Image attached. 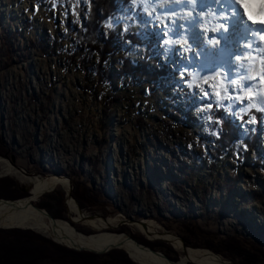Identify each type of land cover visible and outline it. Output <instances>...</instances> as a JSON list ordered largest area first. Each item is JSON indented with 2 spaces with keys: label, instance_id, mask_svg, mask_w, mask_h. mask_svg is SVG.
<instances>
[{
  "label": "rangeland",
  "instance_id": "374dc122",
  "mask_svg": "<svg viewBox=\"0 0 264 264\" xmlns=\"http://www.w3.org/2000/svg\"><path fill=\"white\" fill-rule=\"evenodd\" d=\"M156 2L136 0L113 22L120 34L144 31L147 42H153L151 60L167 66L168 79L153 91L139 82L109 86L96 75H86L99 63L97 56L89 58L78 50L76 32L89 0H0V157L18 172L6 175L0 167V198L27 194L32 189L28 177H64L83 213L117 221L109 233L147 242L178 262L182 254L172 245L149 241L133 224L153 222L184 244L203 245L217 235L225 247L233 248L236 243L229 241L238 238L241 248L255 256L232 260L201 250L231 264H264V111L258 110L264 98L253 85L242 92L247 73L232 79L223 63L214 68L212 63L198 75V49L188 39L191 27L172 28L160 19ZM188 11L183 8L180 15L186 18ZM239 12L233 14L247 21L244 11ZM197 20L194 28L200 26L202 33L205 23ZM145 49H134L132 59L143 60ZM111 66L119 70V60ZM213 106L227 109L237 124L253 112L240 125L242 136L251 133L253 143L234 146L221 161L207 148L215 136L210 135L216 129ZM256 112L263 114L259 123ZM9 184L14 187L6 193L2 187ZM67 200V193L57 188L34 205L69 221ZM75 227L84 235L98 233L89 226Z\"/></svg>",
  "mask_w": 264,
  "mask_h": 264
},
{
  "label": "bare ground",
  "instance_id": "6f19581e",
  "mask_svg": "<svg viewBox=\"0 0 264 264\" xmlns=\"http://www.w3.org/2000/svg\"><path fill=\"white\" fill-rule=\"evenodd\" d=\"M152 1L155 2L157 0ZM225 1L220 0L218 3L217 0H197L195 7L185 3H169L167 0H163L162 3H156L159 6L160 19L167 20L170 25H173L172 28L182 27L183 25L184 31H188L187 28L191 27V30L188 31V39L190 44L198 49V75L207 72L212 63L214 64L213 68L215 65L223 63L227 65L225 70L228 76L232 75V79H235L237 75L245 71L247 73L246 77L241 82L243 85L245 84L244 90H246L247 84L249 86L253 85L254 92L260 94V98H264L261 95L264 92L262 91L264 88L261 86L262 82H260L261 76L264 74L261 66V57H264V50H262L264 49V40L260 39L261 36H264V31H260V29L264 26L253 25L248 19L250 16L253 19H259L261 15H264V0H240L243 3L234 2V0H227L229 1L228 3ZM183 8L189 10V15L186 18L185 15H180V11ZM239 8L240 11H244L243 14H246L244 17L247 18H245L247 21L241 18V14H233L234 10L241 13ZM228 9L230 10L229 12L227 11ZM196 15L201 22L205 23V27L201 24L203 29L205 28V31L202 29V33L200 32V26L194 28L197 20ZM215 15L216 17H214ZM233 16H237L238 20L233 19ZM181 17L185 18V20L179 21ZM172 19L175 20L173 21ZM239 26H241L240 31H237L236 28H239ZM171 32L174 33V30ZM250 32L251 34H249ZM227 35H230L231 39H226L225 36ZM233 53L236 55L233 61H230ZM232 68L235 69L234 73H232ZM214 72L215 70L212 71V73ZM217 72L222 73L221 70ZM208 79L209 77L202 79L201 85L206 86V80ZM0 167L3 169V174H18L10 162L1 157ZM27 181L32 185L31 193L27 199L20 200L17 204L0 202V229L20 228L33 230L70 248L96 252H103L109 249L124 250L138 264H231L207 250L185 248L179 237L160 230L153 222L144 221L133 224L149 241H165L182 254L179 262H171L165 257L153 254L147 246L140 244L138 241L135 242L131 236L107 232L106 230L114 229L118 225L113 218L91 217L81 212L77 203L69 196L71 184L68 179L57 176L46 178L28 177ZM57 188H62L67 193L70 220L65 221L54 218L56 220L54 223L45 213L37 210L34 203L43 195ZM75 225L89 226L98 233L84 235L77 231Z\"/></svg>",
  "mask_w": 264,
  "mask_h": 264
},
{
  "label": "trees",
  "instance_id": "16d2710c",
  "mask_svg": "<svg viewBox=\"0 0 264 264\" xmlns=\"http://www.w3.org/2000/svg\"><path fill=\"white\" fill-rule=\"evenodd\" d=\"M75 1V0H74ZM136 0H89L88 13L82 20V25L77 30L78 50H83L89 58L97 56V69L88 70V77L96 75L102 83L114 85L118 82L130 81L133 84L143 83L152 87L153 91L158 90L162 82L168 79L169 71L167 66L157 60H151L149 51L153 48V42H147V34L144 31L120 34L113 26V22L120 15L130 8V5ZM82 3V2H81ZM111 25V26H109ZM70 33L73 32L71 26L68 27ZM152 41V40H151ZM146 47V57L136 62L132 59V51L136 48ZM119 60L120 69L117 70L111 63L115 59ZM85 70V69H84ZM91 73V74H90ZM117 100V99H116ZM212 114L215 120V130H212V142L208 148L209 154H212L217 161L225 159L227 153L234 146L241 143L251 145L254 138L248 132L247 136H242L240 125L247 121L253 112L244 114L240 118V124H237L227 111L219 106L212 107ZM262 112L255 113V119L258 123L261 121ZM251 139V140H249ZM251 142V143H250ZM0 142V146H1ZM211 156V155H210ZM80 184L77 183V186ZM87 187V184H82ZM13 185L9 184L2 187L6 193H11ZM0 198L4 200H19L27 197V194H21L20 197ZM42 208L40 206H37ZM44 209V208H43ZM57 219V218H56ZM214 235L215 240H210L203 245L191 244L186 242V247L194 249H207L214 251L215 254H222L236 260L237 257L247 255L255 256V252L241 248V239L233 238L229 242L236 243V246L225 247L224 241ZM220 241V242H219ZM226 241V243H229ZM217 243V244H216ZM155 249L147 242L140 243ZM239 245V247L237 246ZM227 245V244H226ZM257 255V254H256ZM173 262L178 260L170 258ZM0 264H134L128 256L118 250L110 251L104 255H96L88 252H76L55 244L49 239H45L30 231L21 230H0Z\"/></svg>",
  "mask_w": 264,
  "mask_h": 264
},
{
  "label": "snow or ice",
  "instance_id": "6c2138e0",
  "mask_svg": "<svg viewBox=\"0 0 264 264\" xmlns=\"http://www.w3.org/2000/svg\"><path fill=\"white\" fill-rule=\"evenodd\" d=\"M157 2L158 3H162L163 0H157ZM167 2H169V3L174 2V3L191 4L193 7H195V4H196L197 0H167ZM217 2L219 3L220 0H217ZM234 2H236V0H234ZM238 6H239V4H238ZM233 19H235L234 16H233ZM248 19H249V21H251V23L253 25H257L258 24V25L264 26V15H261V17L259 19H253L251 16L248 17ZM109 26H111V25H109ZM260 31H264V27H262L260 29ZM249 34H251V32ZM260 39L264 40V36H261ZM165 43L169 44V43H173V41H165ZM175 43H181V41H175ZM183 43H186V41H184ZM249 46H251V45H249ZM262 50H264V49H262ZM184 51H188V48L186 47L184 49ZM261 66H262V73H264V57H261ZM260 82L264 83V74H262ZM229 83L234 86L236 82H229ZM240 89L243 92V89H244L243 83L240 84ZM222 90H223V82H222ZM262 91H264V90H262ZM217 94L221 95V93H217ZM246 96H247L248 99H251L252 93H247ZM262 103H264V101H262ZM253 106H255V105H253ZM258 110L264 111V107L258 108Z\"/></svg>",
  "mask_w": 264,
  "mask_h": 264
},
{
  "label": "water",
  "instance_id": "95a60500",
  "mask_svg": "<svg viewBox=\"0 0 264 264\" xmlns=\"http://www.w3.org/2000/svg\"><path fill=\"white\" fill-rule=\"evenodd\" d=\"M25 192L28 194V196L27 197H25V198H23V199H19V200H3V199H0V202H2V203H4V204H17L18 202H20V200H24V199H27L28 197H29V195H30V193H31V191H28V190H25ZM69 196L71 197V194L69 193ZM37 210H39L40 212H42V213H45V215L49 218V219H51L54 223L56 222V220L51 216V214H49L47 211V213L45 212V210H43V209H41V208H38V207H35ZM80 209V208H79ZM80 211L81 212H83L81 209H80ZM91 217H94V216H91ZM5 230H11V229H5ZM16 230H27V229H20V228H16ZM54 243H57V242H55L54 240H52ZM134 241L136 242V240L134 239ZM183 242V241H182ZM57 244H59V243H57ZM59 245H62V244H59ZM139 247H142L141 245H139V244H137ZM183 245H184V247L185 248H187L186 246H185V244H184V242H183ZM65 247H67L68 249H71V250H74V251H76V252H88V253H92V254H96V255H104V254H107V253H109L110 251H112V250H118V249H109V250H107V251H103V252H96V251H92V250H85V249H77V248H70V247H68V246H65ZM143 248V247H142ZM148 249L153 253V254H155V255H157V256H161V257H165L166 259H168L165 255H163V254H161V253H159V252H156V251H154V250H152V249H150L149 247H148ZM127 254V253H126ZM128 255V254H127ZM128 257H129V255H128ZM130 258V257H129ZM131 259V258H130ZM169 260V259H168ZM170 261V260H169ZM172 262V261H171Z\"/></svg>",
  "mask_w": 264,
  "mask_h": 264
}]
</instances>
